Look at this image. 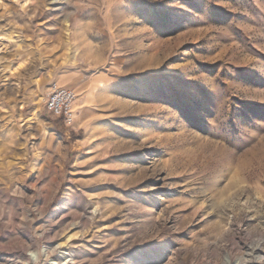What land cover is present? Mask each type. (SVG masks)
Returning <instances> with one entry per match:
<instances>
[{"label":"rangeland","instance_id":"1","mask_svg":"<svg viewBox=\"0 0 264 264\" xmlns=\"http://www.w3.org/2000/svg\"><path fill=\"white\" fill-rule=\"evenodd\" d=\"M0 264H264V0H0Z\"/></svg>","mask_w":264,"mask_h":264},{"label":"built area","instance_id":"2","mask_svg":"<svg viewBox=\"0 0 264 264\" xmlns=\"http://www.w3.org/2000/svg\"><path fill=\"white\" fill-rule=\"evenodd\" d=\"M77 94L73 88L52 83L44 95V108L63 125L71 127L74 124L73 103Z\"/></svg>","mask_w":264,"mask_h":264},{"label":"bare ground","instance_id":"3","mask_svg":"<svg viewBox=\"0 0 264 264\" xmlns=\"http://www.w3.org/2000/svg\"><path fill=\"white\" fill-rule=\"evenodd\" d=\"M74 123H75V121H74Z\"/></svg>","mask_w":264,"mask_h":264}]
</instances>
